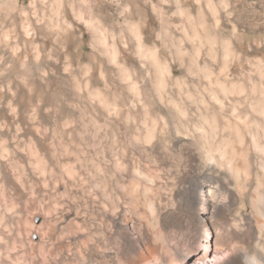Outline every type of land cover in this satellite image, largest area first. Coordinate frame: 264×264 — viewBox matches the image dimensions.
<instances>
[{"label": "rangeland", "instance_id": "1", "mask_svg": "<svg viewBox=\"0 0 264 264\" xmlns=\"http://www.w3.org/2000/svg\"><path fill=\"white\" fill-rule=\"evenodd\" d=\"M71 1L0 0V264H53L106 237L148 257L160 235L196 250L239 215L196 184L212 175L225 200L202 133L264 103L216 84L262 86L264 0Z\"/></svg>", "mask_w": 264, "mask_h": 264}, {"label": "bare ground", "instance_id": "2", "mask_svg": "<svg viewBox=\"0 0 264 264\" xmlns=\"http://www.w3.org/2000/svg\"><path fill=\"white\" fill-rule=\"evenodd\" d=\"M55 2L56 4L58 2L63 3L64 0H55ZM73 3L75 1L72 2L70 0L71 6ZM8 4L4 3L3 6L8 9ZM92 22L96 31L95 36L99 37L97 31L100 32L102 23L94 17ZM256 67L259 73L260 71L264 72L263 63L258 64ZM254 81V78L248 75L244 81H233L232 83L229 80L224 83L222 81L215 82L224 92L241 89L247 93L250 92L246 93L247 96L253 97L258 89L259 93L260 91L264 92V82L260 87V83L256 81L253 84ZM246 82L251 86L247 85ZM253 103H256L258 108L248 115L249 121L245 120L246 123H244L243 120L244 125L232 123V119L224 114L225 117L223 118L226 126H211L210 133H202L207 138L206 142L210 143V165L214 164L223 169L227 175V181L221 185L223 189L219 188L217 191L223 192L224 190L226 194L225 200L221 202L216 200L218 197L215 193L216 190L213 191L215 183L212 175L209 176L208 180L205 177L199 181L196 184V191L201 196V198L199 196L200 202L203 205L212 203L213 208H223L226 212L231 211L234 201L239 204L238 216L228 217L227 214L226 217L223 216L225 220L221 226L220 233L217 234L215 239L210 236L204 237L201 240V246L195 250L190 245L192 241L190 242V239L184 238L182 243H176L177 246H174L175 248L171 249L173 250L171 252L168 249L165 250L166 245L169 243L168 238L165 235H160L157 241L159 243H156L152 248L149 247V255L151 257H148L146 254H137L135 252L137 249L121 251L119 247L125 248L129 245L126 242L122 243L119 239L106 237L100 240L96 238L84 243L83 248L72 247L68 255H56L53 264H264V154H262V149L264 148V121L257 114L260 110L264 112V103H257L256 99L253 100ZM261 103H263V106ZM252 124L258 126H251ZM185 128L188 129L189 126H185ZM198 129L201 132L205 130L204 126ZM217 132L218 134L220 133L219 140L215 139ZM206 142L200 140L197 143L200 146L201 143ZM216 148L222 153V157H219V159H216L212 154ZM208 192L213 197L212 201H210ZM246 213L249 214L246 215ZM239 216H243V218L239 219ZM214 243L223 251L220 257H212L214 251L211 245ZM92 248H96V254L91 251Z\"/></svg>", "mask_w": 264, "mask_h": 264}]
</instances>
